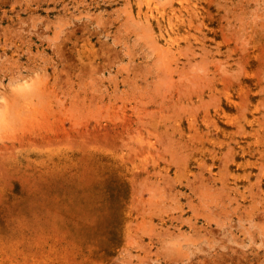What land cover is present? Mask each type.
<instances>
[{
    "label": "rangeland",
    "instance_id": "1",
    "mask_svg": "<svg viewBox=\"0 0 264 264\" xmlns=\"http://www.w3.org/2000/svg\"><path fill=\"white\" fill-rule=\"evenodd\" d=\"M0 264H264V0H0Z\"/></svg>",
    "mask_w": 264,
    "mask_h": 264
},
{
    "label": "bare ground",
    "instance_id": "2",
    "mask_svg": "<svg viewBox=\"0 0 264 264\" xmlns=\"http://www.w3.org/2000/svg\"><path fill=\"white\" fill-rule=\"evenodd\" d=\"M150 12V11H149ZM142 13V12H141ZM150 15V14H149ZM139 17V16H138ZM149 18H150V16H149ZM140 22V21H139ZM144 26V25H143ZM146 26V25H145ZM149 27V26H148Z\"/></svg>",
    "mask_w": 264,
    "mask_h": 264
}]
</instances>
